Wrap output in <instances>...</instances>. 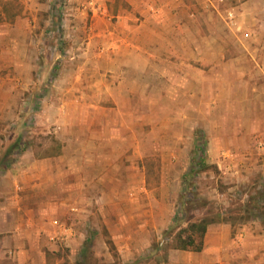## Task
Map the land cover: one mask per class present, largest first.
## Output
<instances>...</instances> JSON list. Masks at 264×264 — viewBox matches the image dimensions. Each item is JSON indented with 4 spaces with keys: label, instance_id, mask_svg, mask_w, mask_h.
Here are the masks:
<instances>
[{
    "label": "crops",
    "instance_id": "0c3cea01",
    "mask_svg": "<svg viewBox=\"0 0 264 264\" xmlns=\"http://www.w3.org/2000/svg\"><path fill=\"white\" fill-rule=\"evenodd\" d=\"M76 1L81 6L68 14L91 21L67 25L75 54H55L78 66L50 90L56 102L48 128L58 149H24L0 173V245L37 246L46 233L83 245L96 236L125 264H264L259 218L210 223L201 250L169 246L170 205L146 198L154 189L146 169L119 163L138 156L134 96H146L152 111L171 109L161 96H177L181 110L186 96H232L225 116L237 113L240 133L228 138L222 129L211 150L234 145L226 160H242L248 177L264 186V0ZM16 2L0 0V133L27 110L23 96L35 93L33 69L44 46L29 35L37 24L27 21L40 0ZM201 131L192 167L207 158L210 141ZM17 138L0 134V158ZM127 188L146 193L119 198Z\"/></svg>",
    "mask_w": 264,
    "mask_h": 264
},
{
    "label": "rangeland",
    "instance_id": "374dc122",
    "mask_svg": "<svg viewBox=\"0 0 264 264\" xmlns=\"http://www.w3.org/2000/svg\"><path fill=\"white\" fill-rule=\"evenodd\" d=\"M16 3L18 6L24 4L23 0H17ZM40 3L37 17L30 16L27 19L32 25L37 24L36 31L29 32V35L35 37L38 35V39H41L40 44L44 45L40 60L34 64L33 69L35 93L28 95L30 91H25L23 97L27 102L25 104V107L28 106L27 110L14 124L10 122L3 127L0 134L13 139L23 135L26 142L25 149H34L36 155H46L58 149V143L52 139L55 134L48 128L55 113L51 109L54 105L50 103L56 102L50 91L51 86L59 75L72 74L78 67L75 66V61L66 62L56 58L55 54L60 52L67 55L75 54V49L70 46V37L65 31L67 25L90 22L91 19L85 18L82 21L79 16L68 14L71 8L81 6L76 0H40ZM52 27L60 30L54 33L51 31ZM161 97L171 109L163 110L157 107L152 111L145 100L146 96L138 94L133 97L132 101L136 107L134 122L137 129L138 156L136 159H128L125 155V158L119 160L120 165L135 163V166L146 169L148 181L153 184L154 189L146 193L142 189L135 192L127 188L118 192V196L125 199L135 197L136 193L138 197L146 193L147 199L165 200L170 205V215L174 220L179 210L181 211V203L185 196H191L192 202L185 207L186 218L174 224L173 229L168 231V234L173 235L174 238L182 231L185 237L190 229L183 230L200 217L217 212L221 213V218L237 216L239 212L235 210L247 199L250 192L255 191L258 183H255L257 182L255 174L248 177V172L244 171L241 164L242 160H234L235 162L226 160L227 153H231L234 145L224 151L222 143L218 142L217 148H213V151L221 153L215 155L211 150L213 146L211 141L216 135H220L222 129L227 130L228 138L234 135V130L240 133L239 127L235 126L238 123L237 113L229 112V117L225 116V113H228L223 105L232 96L201 95L194 96L193 100L191 96H186L188 105H185L184 110L176 109L180 106L176 101L177 96H167L171 97L170 99ZM130 120L132 123V118ZM198 128L202 130L201 134H204L206 140L210 141V144H206L207 162L203 168L196 169L195 175L186 178L182 172L188 168L189 171L192 167V156L197 152L198 146L195 135ZM225 131L221 136H226ZM201 150H204L203 146ZM125 152H128V149ZM162 183H166L167 187L162 189ZM204 200L208 203L205 204ZM247 222L249 221L237 220L235 226L249 224ZM47 236L48 233L43 239L34 240L38 245H32L33 247L30 244L33 240H28L24 248L15 243L2 247L1 243L0 264H125L121 256L113 254L106 240L98 241L96 236L83 245H75L74 241L68 245L62 238L53 239ZM172 243L174 245L176 242ZM22 249L25 251L20 252ZM22 253L25 255L24 259H21Z\"/></svg>",
    "mask_w": 264,
    "mask_h": 264
},
{
    "label": "trees",
    "instance_id": "16d2710c",
    "mask_svg": "<svg viewBox=\"0 0 264 264\" xmlns=\"http://www.w3.org/2000/svg\"><path fill=\"white\" fill-rule=\"evenodd\" d=\"M26 147V142L24 140L23 135H19V137L9 146L8 150L0 158V173L3 172L6 168H8L16 159V156L21 153ZM206 164L205 157H201L200 159L195 160L194 166L192 169L185 174V177H189L195 175L197 168H203ZM254 193V194H253ZM191 196H185V199L181 203V211L179 210L178 215L175 217V224H178L186 218V205L191 203ZM205 204L208 203L207 200H204ZM235 212H239L237 216H230L229 218L235 224L237 220L240 221H248L252 218H259L264 223V186L257 187L254 192H250L245 201L241 202L240 206L237 207ZM180 214V215H179ZM181 215H184L181 217ZM221 213H212L210 215H205L201 219H197L188 224L187 228L183 231L189 232L187 236H183V233H179L175 236L173 242L169 243V246L177 247V248H191L194 250H201L204 245V235L207 231L208 225L212 222L227 220L229 218H221ZM170 229H173L171 227Z\"/></svg>",
    "mask_w": 264,
    "mask_h": 264
}]
</instances>
